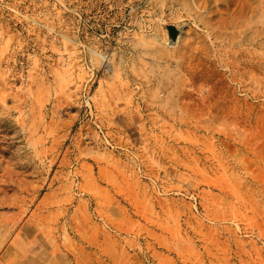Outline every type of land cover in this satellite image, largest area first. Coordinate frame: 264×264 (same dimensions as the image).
<instances>
[{
  "label": "rangeland",
  "instance_id": "obj_1",
  "mask_svg": "<svg viewBox=\"0 0 264 264\" xmlns=\"http://www.w3.org/2000/svg\"><path fill=\"white\" fill-rule=\"evenodd\" d=\"M0 264H264V0H0Z\"/></svg>",
  "mask_w": 264,
  "mask_h": 264
},
{
  "label": "water",
  "instance_id": "obj_2",
  "mask_svg": "<svg viewBox=\"0 0 264 264\" xmlns=\"http://www.w3.org/2000/svg\"><path fill=\"white\" fill-rule=\"evenodd\" d=\"M170 32L173 34V35H175L176 36V30H175V28L174 27H170Z\"/></svg>",
  "mask_w": 264,
  "mask_h": 264
},
{
  "label": "bare ground",
  "instance_id": "obj_3",
  "mask_svg": "<svg viewBox=\"0 0 264 264\" xmlns=\"http://www.w3.org/2000/svg\"><path fill=\"white\" fill-rule=\"evenodd\" d=\"M173 38V37H172Z\"/></svg>",
  "mask_w": 264,
  "mask_h": 264
}]
</instances>
